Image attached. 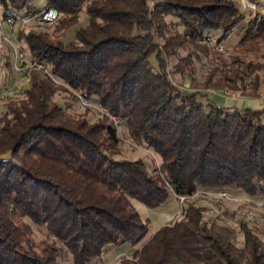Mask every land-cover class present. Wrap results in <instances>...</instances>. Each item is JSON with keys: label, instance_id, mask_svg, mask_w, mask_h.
Wrapping results in <instances>:
<instances>
[{"label": "trees", "instance_id": "1", "mask_svg": "<svg viewBox=\"0 0 264 264\" xmlns=\"http://www.w3.org/2000/svg\"><path fill=\"white\" fill-rule=\"evenodd\" d=\"M30 1L0 0L2 18L39 17L53 7L60 16L54 32L64 31L85 5L86 22L66 43L18 31L31 59L48 69L22 70L24 96L0 117V264H59L55 242L72 264H89L106 246H132L148 230L130 199L155 208L170 195L184 197L179 217L114 264H264L253 230L240 223L236 246L232 229L202 220L188 199L198 189L264 196V108H223L200 94L226 87L256 96L264 84V15L246 19L235 0H44L40 9ZM165 17L180 32L166 37ZM234 28L241 34L230 59L194 91L179 90L169 73L183 75L196 51L178 57L171 71L161 54L197 46L211 31L220 41ZM52 79L124 119L128 136L159 156L155 173L140 158L113 156L118 139L105 119L69 116L52 100ZM30 224L54 241L35 243Z\"/></svg>", "mask_w": 264, "mask_h": 264}, {"label": "rangeland", "instance_id": "2", "mask_svg": "<svg viewBox=\"0 0 264 264\" xmlns=\"http://www.w3.org/2000/svg\"><path fill=\"white\" fill-rule=\"evenodd\" d=\"M235 2L239 9L244 12L245 10L242 8L239 0H235ZM43 5L44 0H31L29 3L30 8L36 9H40ZM84 7L85 5L81 6L80 11L78 12L77 22L73 27L65 29L64 31L54 32L56 24L60 18L56 9V15L51 20L41 21L39 17L31 14H24L22 17H20L21 19H16L15 22L9 26L5 21L2 20V8L0 4V46L4 48V52L3 50L0 52V84L2 82L6 84L9 81V77L10 81L12 82H18L23 79L27 81L26 76L22 72L15 71L11 68V64L9 69L6 68V61L4 60L3 56V54L7 56L8 51H10L13 55L16 48H20L24 53V58L22 61H18V63L23 65L29 60H32L25 43L17 37L18 31L20 29L24 31L32 30L35 32H41L49 36L50 39H57L62 43H66L69 40L72 41L71 39L73 38V29L77 26L83 25L86 22ZM165 19L171 24L167 26L164 31V35L166 37L180 32L181 28L178 23L173 22V19L169 17H165ZM206 35L209 37L212 36L214 41L208 40L206 43H203L200 42V39L202 38L200 37L197 40V46L193 45L192 43H184L182 46L172 47L173 54L169 56H166L163 53L161 54L164 59L167 57L165 61V67L167 70L171 71L172 66L178 57H182L186 54H189L190 52L195 53L194 51H196L195 55H197V57H194L189 61V65H186L183 75L174 72L169 73L170 80L175 86L178 87L179 90H182L185 93L194 91L191 86H199V84L204 81V77L206 76L209 69H211L214 65L219 66L223 61L227 62L233 54L232 47L237 39L236 28L232 29L222 40L217 42L216 38L219 35V32L211 31ZM159 42H161V38H159ZM215 44L220 46L221 50H216ZM200 46L205 47V50ZM149 62L154 68L157 66V59L154 53L149 56ZM46 68L47 66L45 67V70ZM9 71L11 73H9ZM213 79H216V77H213ZM52 81L58 85V89L54 92L52 100L60 104L69 116L76 118L83 117L89 122L105 119V121L114 127L115 135L118 139V143L114 150L115 153L113 154L114 157L125 159L140 158L145 163L147 169L151 173H155V169L158 168L160 162L159 156L144 144L138 143L128 136L124 119L119 118L96 100H93L88 96H83L78 90L70 88L65 83L55 79H52ZM21 87L22 86H20L19 89L8 90L4 93L0 91V117L3 116V114L7 111V108L11 106L12 102L23 98L24 88ZM262 87H264V84L259 87V90ZM224 88L225 89L217 90H223L229 94L240 95L239 92L229 89L227 90L226 87ZM2 156H8V153L2 154L1 157ZM220 190L227 191L226 189ZM212 192L213 191H209V189L206 191L203 189H198L194 194L188 196V199L192 201L193 205L200 208L202 220L208 221V223H213L215 225H224L232 229L234 231L233 243L236 246L241 245L242 233L240 232L239 225L240 223H244L247 227L253 230L260 242L264 244V196L254 197L246 194L230 193L227 191V193L239 197L236 200H227ZM244 197L250 198V200L255 203L252 204L243 201L242 198ZM130 202L142 219H148V230H154L160 224L170 222L179 217V203L177 212L172 214L171 211V214H163L161 217H158L157 213H155V217H153V210H150V208L147 209L142 203L135 199H130ZM25 221L28 222L27 219H25ZM30 226L32 229L31 238L35 243H38L42 239L54 241V239L49 236L43 237L42 228H39L34 224H30ZM147 233L148 231H146L140 240H143ZM55 244L62 248V252H60V255L57 257V262L59 264H72L70 259L71 257L66 252L65 248L58 242H55ZM134 245L136 246L137 244ZM130 252L131 248L127 247L126 251L119 253L115 257L114 250H106L89 264H114L121 256H128Z\"/></svg>", "mask_w": 264, "mask_h": 264}, {"label": "crops", "instance_id": "3", "mask_svg": "<svg viewBox=\"0 0 264 264\" xmlns=\"http://www.w3.org/2000/svg\"><path fill=\"white\" fill-rule=\"evenodd\" d=\"M239 2L242 5V8L245 10L244 12L242 10L240 11L243 13L246 19L254 16L255 14L264 15V0H239ZM236 33H237V37L241 34V32H236ZM2 50L4 52V48L0 46V52ZM3 56H4V60L6 61L5 62L6 68L9 69L10 64L12 63L13 60V55L10 51H8L7 56L4 54ZM8 80L9 81L6 84L4 82L0 84V91H2L3 93L11 89H19L20 86H22L21 88H25L28 86V82L25 81V79L20 80L18 82H12L10 81V77H9ZM200 94L205 95L208 100L212 101L217 106H221L223 108H234L239 111L243 109H249L251 111H260L261 109L264 108V87L260 88V90H258L257 95L254 97L238 95V94H229L224 92L223 90H215V91L201 90ZM178 208L179 206L176 198L173 195H170L165 203L155 208H150V210H153L152 213L153 217H155V213H157L158 217H161L163 214H171L170 213L171 211L172 214L177 212ZM154 230H147L148 233L146 234L145 238L143 240H139L136 243L137 244L136 246L135 245L131 246L126 243L120 244L118 246L109 245L105 247L103 251L114 250L116 257L119 253L126 251L127 247L131 248V250L136 249L139 247L141 243H143L149 238V236L153 233Z\"/></svg>", "mask_w": 264, "mask_h": 264}, {"label": "built area", "instance_id": "4", "mask_svg": "<svg viewBox=\"0 0 264 264\" xmlns=\"http://www.w3.org/2000/svg\"><path fill=\"white\" fill-rule=\"evenodd\" d=\"M55 15H56L55 8L47 7L40 12L39 19L41 21H48V20L53 19L55 17ZM2 20L5 21L9 26H11L15 22L16 19L13 17H7V18H4ZM22 21H23V18H22ZM2 38H3V36H2ZM208 40L214 41V38H212V36L209 37L208 35H206L200 39V42L206 43ZM215 48H216V50H221V47L218 46L217 44H215ZM23 58H24V53L22 52V50L20 48H16V50L14 51V54H13V60L11 63V68L14 69L15 71H19V72H21V70H24L27 68H36V69L46 71L43 64L36 62L34 60H29L27 63H24L23 65H21V63H18V61L19 62L22 61ZM209 191H213L212 193H214L218 196H221V198H225L227 200H230V199L236 200L239 198L238 196L231 195V194L227 193V191H225V190L217 189V190H209ZM183 198H184L183 196H176L177 202L179 204L182 202ZM242 200L247 202V203H252V204L255 203V202H252L250 200V198H247V197L242 198Z\"/></svg>", "mask_w": 264, "mask_h": 264}]
</instances>
